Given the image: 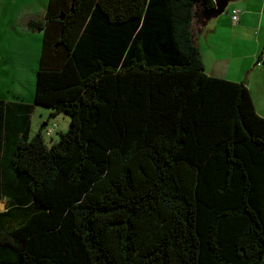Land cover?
I'll use <instances>...</instances> for the list:
<instances>
[{"label": "trees", "instance_id": "obj_1", "mask_svg": "<svg viewBox=\"0 0 264 264\" xmlns=\"http://www.w3.org/2000/svg\"><path fill=\"white\" fill-rule=\"evenodd\" d=\"M197 1L49 0L28 20L43 42L35 104L0 112V264H264V138L245 85L204 70ZM34 105L70 116L51 146Z\"/></svg>", "mask_w": 264, "mask_h": 264}, {"label": "crops", "instance_id": "obj_2", "mask_svg": "<svg viewBox=\"0 0 264 264\" xmlns=\"http://www.w3.org/2000/svg\"><path fill=\"white\" fill-rule=\"evenodd\" d=\"M49 0H0V68L24 69L41 58L43 31L28 27L29 19L45 20ZM233 8L242 10L239 22L231 21ZM204 70L212 77L243 83L246 87L244 112L249 127L264 138V0H243L233 4L213 29L195 41ZM6 68V69H5ZM4 91V90H3ZM3 94L2 92H0ZM19 94V95H18ZM15 99L0 95L2 123L12 102L35 104L18 92ZM3 96V97H2ZM36 105H34V110ZM50 113L52 110L49 109ZM33 112L30 116L31 128ZM47 121L43 126L46 127ZM42 126V127H43ZM45 131V130H44ZM31 132V131H30ZM5 125L0 127V163L4 160ZM0 210L7 209L6 200Z\"/></svg>", "mask_w": 264, "mask_h": 264}, {"label": "rangeland", "instance_id": "obj_3", "mask_svg": "<svg viewBox=\"0 0 264 264\" xmlns=\"http://www.w3.org/2000/svg\"><path fill=\"white\" fill-rule=\"evenodd\" d=\"M38 68L39 62L34 65L30 63L28 68L24 69L5 68L6 70H4L0 68V92L3 93H0V95H6L9 96L10 99H15L18 92H21L27 99H31L33 93L35 94ZM70 120V116L66 113L53 116L49 111V107L36 105V109L33 112L30 138L35 137L39 133L44 121H47L49 126L57 124L55 131L51 134H48L45 128L42 130L45 142L48 146H51L53 143L59 141L61 133H65L69 130ZM0 206L4 207V204L0 203Z\"/></svg>", "mask_w": 264, "mask_h": 264}, {"label": "water", "instance_id": "obj_4", "mask_svg": "<svg viewBox=\"0 0 264 264\" xmlns=\"http://www.w3.org/2000/svg\"><path fill=\"white\" fill-rule=\"evenodd\" d=\"M214 7H209L206 0H198L195 3L191 22V32L194 41L209 29H213L218 20L228 13V9L233 4H239L243 0H213Z\"/></svg>", "mask_w": 264, "mask_h": 264}, {"label": "built area", "instance_id": "obj_5", "mask_svg": "<svg viewBox=\"0 0 264 264\" xmlns=\"http://www.w3.org/2000/svg\"><path fill=\"white\" fill-rule=\"evenodd\" d=\"M242 10L240 8H233L231 11V21L232 23L236 24L239 22L240 16H241ZM264 63V58H261L258 60L257 64L261 65ZM57 127V124H52L49 126V124L46 126V132L48 134H51L55 131V128Z\"/></svg>", "mask_w": 264, "mask_h": 264}]
</instances>
